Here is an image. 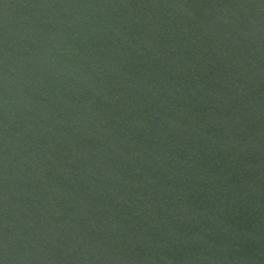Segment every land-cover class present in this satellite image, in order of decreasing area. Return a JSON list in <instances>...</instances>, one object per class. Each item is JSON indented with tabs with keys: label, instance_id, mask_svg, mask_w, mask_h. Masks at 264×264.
<instances>
[{
	"label": "water",
	"instance_id": "obj_1",
	"mask_svg": "<svg viewBox=\"0 0 264 264\" xmlns=\"http://www.w3.org/2000/svg\"><path fill=\"white\" fill-rule=\"evenodd\" d=\"M0 264H264V0H0Z\"/></svg>",
	"mask_w": 264,
	"mask_h": 264
}]
</instances>
